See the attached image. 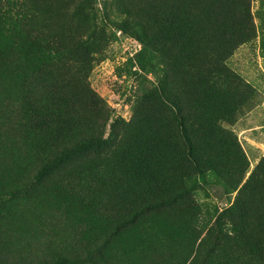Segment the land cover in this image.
<instances>
[{
  "label": "trees",
  "instance_id": "16d2710c",
  "mask_svg": "<svg viewBox=\"0 0 264 264\" xmlns=\"http://www.w3.org/2000/svg\"><path fill=\"white\" fill-rule=\"evenodd\" d=\"M112 2L156 80L106 135L85 82L115 34L99 0H0V264H264V156L247 175L224 125L255 97L224 64L250 0ZM215 181L236 195L209 210Z\"/></svg>",
  "mask_w": 264,
  "mask_h": 264
},
{
  "label": "rangeland",
  "instance_id": "374dc122",
  "mask_svg": "<svg viewBox=\"0 0 264 264\" xmlns=\"http://www.w3.org/2000/svg\"><path fill=\"white\" fill-rule=\"evenodd\" d=\"M58 1L61 9L65 11L77 0ZM104 1L106 0H99L101 11L98 12V18L102 25V20L104 21L107 34H115L102 54L94 55L85 82L94 93H90L91 97L94 95L111 108L112 115L106 132L108 135L117 119L128 121L132 118L138 98L150 88L152 83H155L156 79L154 72L140 67L137 55L142 48L141 42L117 28L107 15L119 21L127 16L120 14L113 2L106 12ZM250 10L254 24L253 35L234 49L224 61L227 70L238 75L240 83L249 82L254 89L246 92L255 96L250 108L244 109L235 123H224L237 134L250 160L247 175L255 169L264 156V0H250ZM77 11L78 16L74 17L79 23L80 19L84 18V13L79 9ZM59 77L64 78L65 75ZM235 195L236 192L230 195L225 186L215 181L207 185L204 190H198L194 198L209 206V210H213L215 206L222 209L230 205V200L233 201Z\"/></svg>",
  "mask_w": 264,
  "mask_h": 264
}]
</instances>
